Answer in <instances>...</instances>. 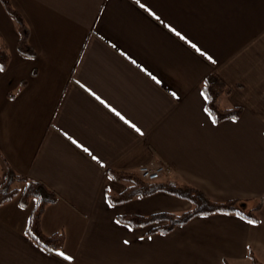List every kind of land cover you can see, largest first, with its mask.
I'll return each mask as SVG.
<instances>
[{
    "label": "crops",
    "instance_id": "obj_1",
    "mask_svg": "<svg viewBox=\"0 0 264 264\" xmlns=\"http://www.w3.org/2000/svg\"><path fill=\"white\" fill-rule=\"evenodd\" d=\"M11 3L37 55L18 52L0 0L11 54L0 70V151L57 195L41 228L63 231L65 244L61 256L33 241L35 201L15 199L0 207V264H253L250 252L264 264V0ZM213 74L232 87L221 104L242 107L238 120L216 123L207 110ZM159 162L171 168L164 181L238 200L256 220L217 213L168 234L119 222L192 207L163 192L110 204L128 186L110 170L137 174Z\"/></svg>",
    "mask_w": 264,
    "mask_h": 264
},
{
    "label": "trees",
    "instance_id": "obj_2",
    "mask_svg": "<svg viewBox=\"0 0 264 264\" xmlns=\"http://www.w3.org/2000/svg\"><path fill=\"white\" fill-rule=\"evenodd\" d=\"M5 10L17 24L18 52L27 58H35V49L30 43V29L11 0H1ZM11 60V54L6 42L0 36V69L6 70ZM25 85L22 83L21 88ZM203 90L207 99V110L216 123L228 120H238L243 112L242 107H225L221 104L223 97L231 94L232 87L227 85L222 78L213 74L206 78ZM5 163V167L1 165ZM109 176L128 184L119 194L109 195L108 200L112 205H121L135 198H145L156 193H167L188 200L192 207L182 213L157 212L144 215H121L119 222L132 228H147L148 234H168L176 227L183 226L199 216H208L217 213H238L256 220L254 213H244L238 200L217 202L208 198L201 190L187 184H179L171 181L148 182L138 174L110 170ZM18 199L21 207H28L31 201H35V207L29 218L26 228L27 235L46 251L59 255L65 244V233L58 231L47 235L41 228V218L47 205L54 203L58 198L45 184L32 181L15 172L5 161L0 151V207ZM257 208V207H256ZM253 264H263L256 259L252 252L249 253Z\"/></svg>",
    "mask_w": 264,
    "mask_h": 264
},
{
    "label": "built area",
    "instance_id": "obj_3",
    "mask_svg": "<svg viewBox=\"0 0 264 264\" xmlns=\"http://www.w3.org/2000/svg\"><path fill=\"white\" fill-rule=\"evenodd\" d=\"M137 174L145 181L156 182L168 177L171 174V169L165 162H159L141 166Z\"/></svg>",
    "mask_w": 264,
    "mask_h": 264
},
{
    "label": "snow or ice",
    "instance_id": "obj_4",
    "mask_svg": "<svg viewBox=\"0 0 264 264\" xmlns=\"http://www.w3.org/2000/svg\"><path fill=\"white\" fill-rule=\"evenodd\" d=\"M177 35H179V33H177ZM0 70H2V69H0ZM134 127V126H133ZM137 131H139V129H137ZM249 223H253V221H251V220H249L248 221ZM59 255H61V256H63L64 254L63 253H60ZM70 259V258H69Z\"/></svg>",
    "mask_w": 264,
    "mask_h": 264
},
{
    "label": "rangeland",
    "instance_id": "obj_5",
    "mask_svg": "<svg viewBox=\"0 0 264 264\" xmlns=\"http://www.w3.org/2000/svg\"><path fill=\"white\" fill-rule=\"evenodd\" d=\"M171 169V168H170Z\"/></svg>",
    "mask_w": 264,
    "mask_h": 264
}]
</instances>
